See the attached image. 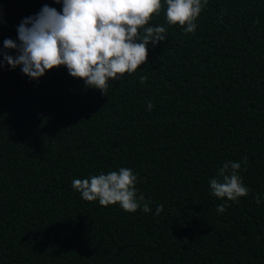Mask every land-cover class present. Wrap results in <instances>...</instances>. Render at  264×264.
<instances>
[{
    "label": "trees",
    "instance_id": "trees-1",
    "mask_svg": "<svg viewBox=\"0 0 264 264\" xmlns=\"http://www.w3.org/2000/svg\"><path fill=\"white\" fill-rule=\"evenodd\" d=\"M45 5L62 13L0 0V264H264V0H208L195 33L168 25L165 5L148 25L165 41L106 95L66 67L33 80L3 60ZM227 161L250 190L237 201L211 194ZM121 167L150 212L72 187Z\"/></svg>",
    "mask_w": 264,
    "mask_h": 264
},
{
    "label": "clouds",
    "instance_id": "clouds-1",
    "mask_svg": "<svg viewBox=\"0 0 264 264\" xmlns=\"http://www.w3.org/2000/svg\"><path fill=\"white\" fill-rule=\"evenodd\" d=\"M62 13L48 5L33 17L25 18L17 28L19 43L4 40V48L15 50L16 56L2 53L12 69L39 80L46 72L66 67L68 73L83 80L89 88L106 95L109 81L133 74L148 61V45L165 41L164 26H148L154 16L165 9L168 25H179L186 33H195V21L208 0H55ZM259 23V21H257ZM186 26V27H184ZM147 76H140L141 84ZM148 110L153 109L148 102ZM244 157L243 164H247ZM241 163L227 161L210 181L211 194L220 199L237 201L249 189L240 176ZM137 175L132 169L93 175L90 179H74L72 187L88 202L101 206L118 204L125 212L151 211L149 203L136 189ZM256 203H260L259 194ZM225 204L217 206L223 213ZM164 211L156 207V215Z\"/></svg>",
    "mask_w": 264,
    "mask_h": 264
}]
</instances>
